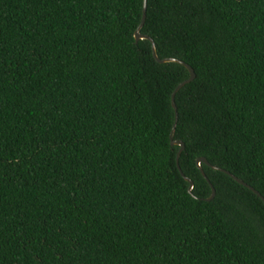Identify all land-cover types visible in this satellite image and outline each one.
<instances>
[{
	"label": "trees",
	"instance_id": "trees-1",
	"mask_svg": "<svg viewBox=\"0 0 264 264\" xmlns=\"http://www.w3.org/2000/svg\"><path fill=\"white\" fill-rule=\"evenodd\" d=\"M0 0V264H264V0Z\"/></svg>",
	"mask_w": 264,
	"mask_h": 264
},
{
	"label": "water",
	"instance_id": "water-1",
	"mask_svg": "<svg viewBox=\"0 0 264 264\" xmlns=\"http://www.w3.org/2000/svg\"><path fill=\"white\" fill-rule=\"evenodd\" d=\"M145 13H146V0H144V5H143L142 22L140 23L139 27L137 28V30L135 32V40H136V42H138L141 39H147V40H149L151 42V44H152V53H153V56H154V58L156 59L157 62H159V63L177 62V63H180V64L184 65L189 70V73H190V76L186 80H183L182 82H180L175 87V89L173 90L172 95H171V101H172L171 103H172L173 108L175 109V123L173 124L172 130H171V134H170V138H171V143L172 144L179 145L180 146V149H179V151L177 153V166H178V168L180 170L181 175L184 177V179L186 181L189 182V192H191V189L193 187V181L189 177H187V176L184 175V173L182 172V170H181V168L179 166V163H178V157H179L180 152L184 149V144H183L182 141L173 140V134H174V130H175V126H176V121H177V112H176L177 109H176V105H175L174 98H175V94L180 90V88H182L185 84L190 83L195 78V72H194L193 68L190 65H188L185 62H183L180 59L173 58V57H168V58L160 59L158 57L157 52H156V46H155V43H154L153 39L150 36H148V35H144V34H141L140 33V29L143 26V23H144V20H145ZM201 162H205L207 165L211 166L215 170H220V171L225 172L226 174H228L229 176H231L238 183H240V184L248 187L250 190H252L257 196H259L264 201V197L261 195V193H259L256 189H254L251 185L247 184L242 179H240L237 176L233 175L228 170H225V169H223V168H221L219 166H216V165H211L205 158L200 157V158L197 159V162H196L197 163V166L200 168L202 175L209 182V184L211 186V189H212V194H211L210 197H208L206 199L207 201L211 200L214 197V195H215V189H214L213 185L211 184V182L209 181V179L207 178L205 172L201 168V166H200Z\"/></svg>",
	"mask_w": 264,
	"mask_h": 264
}]
</instances>
